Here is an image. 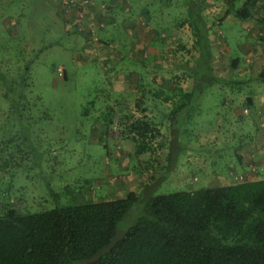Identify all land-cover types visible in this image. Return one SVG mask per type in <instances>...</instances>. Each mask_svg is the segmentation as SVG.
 <instances>
[{"label": "rangeland", "instance_id": "rangeland-1", "mask_svg": "<svg viewBox=\"0 0 264 264\" xmlns=\"http://www.w3.org/2000/svg\"><path fill=\"white\" fill-rule=\"evenodd\" d=\"M231 1L196 0L208 22ZM239 13L205 30L212 71L200 83L264 77V0ZM186 16L187 0H0V206L264 177V82L200 84L181 99L199 49ZM250 33L259 41L245 49ZM135 119L158 129L139 153Z\"/></svg>", "mask_w": 264, "mask_h": 264}, {"label": "trees", "instance_id": "trees-1", "mask_svg": "<svg viewBox=\"0 0 264 264\" xmlns=\"http://www.w3.org/2000/svg\"><path fill=\"white\" fill-rule=\"evenodd\" d=\"M260 1H231L217 21L208 22L196 0H187L185 20L198 31L199 49L191 88L179 89L181 99H193L202 91L200 84L264 82L260 74L231 72L209 74L200 83L204 70L212 71L205 30L231 13L249 16ZM237 59H230L231 68ZM130 126L138 139L136 152L149 149L148 139L158 129L139 119ZM173 144L170 139L169 147ZM171 157L162 165L164 172ZM0 264H264V177L157 193L145 183L123 195L69 199L34 211L0 206Z\"/></svg>", "mask_w": 264, "mask_h": 264}, {"label": "crops", "instance_id": "crops-1", "mask_svg": "<svg viewBox=\"0 0 264 264\" xmlns=\"http://www.w3.org/2000/svg\"><path fill=\"white\" fill-rule=\"evenodd\" d=\"M261 2V1H260ZM260 2H258L259 4L258 5H260ZM256 8H257V6H256ZM255 8V9H256ZM255 9H253L254 11H255ZM256 17V16H255ZM258 18H260V17H258ZM258 18L256 17V21L254 20V19H250L251 21H250V25L252 24L253 26H255V27H257V26H259V22H257L258 21ZM229 19V16H226L222 21H227ZM221 21V22H222ZM230 23H232V22H230ZM229 24V23H228ZM250 32H252V31H250ZM245 37H247L245 40H247V42L248 43H244V47H245V49H248L249 48V46L250 45H253V43H254V41H259V39H258V37L256 36V35H254L253 33H250V34H246V36ZM255 37H257V38H255ZM231 38V37H230ZM235 39V38H234ZM229 47H227V49H228ZM231 48V47H230ZM252 48V47H251ZM230 50V49H229ZM232 50H234V49H232ZM235 50H238V49H236L235 48ZM240 51L242 50V49H239ZM240 51H238V53H240ZM245 51V50H244ZM236 56V55H235ZM239 63H241L242 64V61L241 62H239ZM237 67V66H236ZM236 67H235V69H236ZM242 76V75H241ZM254 92V91H253ZM260 95H264V89H261L260 88V90L258 91V93L255 95V98H257L258 99V97L260 96ZM253 99V98H252Z\"/></svg>", "mask_w": 264, "mask_h": 264}]
</instances>
